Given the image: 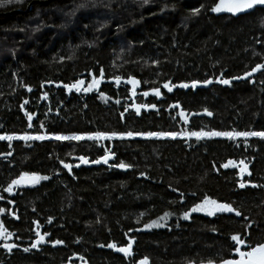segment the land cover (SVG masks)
Returning a JSON list of instances; mask_svg holds the SVG:
<instances>
[{"label":"trees","instance_id":"16d2710c","mask_svg":"<svg viewBox=\"0 0 264 264\" xmlns=\"http://www.w3.org/2000/svg\"><path fill=\"white\" fill-rule=\"evenodd\" d=\"M216 3L219 0L0 2V135L264 130V70L230 85L215 82L264 63V8L233 16L211 12ZM195 9L199 14L193 15ZM100 68L106 76L99 89L77 93L63 88L77 79L87 87L89 72L98 75ZM116 75L122 77L119 87L112 79ZM129 75L141 81L135 96L124 82ZM205 79L213 83L177 87L171 93L162 87L167 81ZM153 87L161 88L162 98L151 94ZM177 103L179 108L171 107ZM133 104L156 108H141L137 115ZM204 109L213 115H205ZM182 110L187 124L179 116ZM25 111L33 114L31 128ZM104 147L116 153L109 164L122 161L132 167H75L77 157L96 159ZM229 159L237 164L245 160L251 175L240 176L238 167H221ZM61 161L74 166L72 174ZM25 171L49 179L14 187L11 194L3 191ZM241 181L246 182L243 189ZM247 182L264 185V140L258 137L246 143L243 138L142 136L98 143L0 141V208L5 209L0 223L13 233L10 242L20 245L11 253L0 247V264H132L144 257L149 264H218L221 258L238 259L231 234H244L253 246L264 243V187ZM204 195L239 207L254 222L248 233L246 222L234 213L199 212L183 219V212ZM166 212V221L160 220ZM152 221L165 226L129 231ZM37 228L50 233L46 241L64 243L46 242L24 252ZM133 236L130 258L106 246L126 245Z\"/></svg>","mask_w":264,"mask_h":264},{"label":"snow or ice","instance_id":"6c2138e0","mask_svg":"<svg viewBox=\"0 0 264 264\" xmlns=\"http://www.w3.org/2000/svg\"><path fill=\"white\" fill-rule=\"evenodd\" d=\"M0 2L4 3H10L11 0H0ZM145 3L148 2V0H144ZM260 6L264 8V0H219V3H216L214 7L210 8V11L213 13H231L233 16H236L238 13H247L249 10H256L257 7ZM200 9L193 10V15L199 14ZM71 59V57H69ZM261 70H264V63H258L254 67H252L249 71L244 72L243 75H237L232 76L230 79H224V78H217L216 83L223 84V85H230L232 80H242L246 79L248 77H251L254 73L260 72ZM89 75L92 77L91 81L87 84V87H82L85 84V81L83 79H77L73 83H64L63 88L66 89L68 92L75 91L77 93L84 91V92H91L94 89H99L102 82L105 81V70L103 68H100L98 70V75H93L91 72H89ZM112 79L115 82V85L119 87L122 82V77L119 75H116L112 77ZM127 85L131 86L130 94L132 96H135L136 89L140 86L141 81L136 79L135 77L129 75L126 80L124 81ZM251 82V81H250ZM48 83H52V81H48ZM213 81L211 79H205L203 81L199 80H193L191 83L187 82H181L179 84H175L171 81L164 82L162 87L167 90L168 93L173 92L174 88H182V89H188L192 88L195 89L197 85L203 84V85H209L212 84ZM28 91H32V89L29 87ZM151 94L156 97L157 99L162 98V92L160 87H153L151 89ZM100 95L107 99L105 97V94L101 91ZM143 96L147 97L149 95L148 91H144L142 93ZM48 96L47 93H44V98L46 99ZM28 101L25 100L24 104H27ZM119 103V101H117ZM23 109V105L21 106ZM133 108H135L136 114H140L141 108H156L155 104H133ZM172 108H179V103L175 105H171ZM125 111H127V108H125ZM199 113H196L198 115ZM204 114L207 116H212L213 113L210 112L207 109H204ZM25 116L27 117V120L29 121L28 127H33L31 121L33 119V114H30L28 111H25ZM123 117V113L121 114ZM180 118L183 120L185 124H187L188 118L185 115V112L182 110L179 113ZM134 136H142L144 138H171L175 140L178 136L181 138L191 139L195 138L197 141L205 139V138H226L229 141H237L240 138H243L245 143L249 138L252 137H258L261 140H264V130L262 131H255V130H244V131H237L235 129L232 130H222V131H191V132H182L178 133L176 131H149V132H108V131H86L83 133H73L71 135H61L57 133H47V134H36V135H30V134H24V135H15V134H3L0 135V140H23V141H30V140H55V141H93V142H100V141H112V140H123L126 138H132ZM238 146V145H237ZM7 155H11V153H8ZM116 153L112 151L111 149L104 147L103 148V154L100 155L96 159L89 160L86 156H79L77 159L79 160V163L75 165V167H80L81 164H106L110 168H120V169H128L132 167V165L124 163L122 161L117 163H111L109 164V161L115 160ZM61 164L63 165V168L68 170L69 174H72L73 165L69 163H65L64 161H61ZM216 166L213 165V168ZM221 167L228 169V168H237L239 169V175L243 176L244 174L251 175V172L249 171V165L245 162V160L241 159L239 163L237 164L233 160L229 159L227 163H224L221 165ZM141 175H144L141 173ZM48 176H41L35 172H21L18 176V178L13 179L4 189V192H8L11 194L13 192L14 187L19 188L24 185H35L38 184L42 180H48ZM251 184V187H264V185H257L252 184L251 182H247ZM240 188H245L246 182H239L238 185ZM173 191H176V189H173ZM192 195H195V193H192ZM181 197H183V193H181ZM0 199H3L2 196H0ZM8 203H12L11 200L8 201ZM5 209L0 208V213H4ZM199 212H205L208 216H214L217 213H234L236 217H242L243 221L246 222L245 224V233H248V229L252 227L253 221L250 220V218L246 215H243L239 207L234 206L233 203L230 202H219L216 199H213L209 197L208 195H204L199 203H194L193 206L186 209L183 212L182 218L185 220H188L192 213H199ZM170 215V213H165L164 216L160 217V220L166 221V218ZM50 222V221H49ZM139 222V221H138ZM35 223V222H34ZM165 225L162 223H159L158 221H152L151 223H145L143 226V229L136 228V229H129V231H142L145 229H150L152 227H164ZM35 231V239L32 241L30 248L24 247L22 250L24 252L30 251V249H38L39 245L44 244L46 242H50L55 245H61L64 243L63 240L56 239L51 241H46V237L50 236V233L45 231L43 234L38 230V228ZM215 231V229L213 230ZM127 235V233L125 234ZM244 234H231L230 239L232 242H234V253L236 258H221L218 261V264H264V243L257 244L253 246L250 241H246L243 238ZM13 233L9 232L5 225L3 223H0V247L5 249L7 252L11 253L13 249H17L20 247V245L10 242L12 241ZM16 239H20V237H16ZM135 241V237H131L127 240L126 245L118 246L117 243H107V247L110 249H114L116 252L123 253L125 258L132 257V249H133V243ZM122 243V242H121ZM100 247H105V245H100ZM243 248H247V250H242ZM81 260H83V257H80ZM132 264H149V258L144 257L140 259L139 261H132ZM203 264V262H202ZM207 264H217L216 261L209 260Z\"/></svg>","mask_w":264,"mask_h":264},{"label":"rangeland","instance_id":"374dc122","mask_svg":"<svg viewBox=\"0 0 264 264\" xmlns=\"http://www.w3.org/2000/svg\"><path fill=\"white\" fill-rule=\"evenodd\" d=\"M67 91V90H66ZM68 92V91H67ZM75 92V91H74ZM179 137V136H178ZM0 141H7V140H0ZM12 141H14V140H12ZM30 141H32V140H30ZM82 165H85V164H81L80 166H82ZM87 165H89V164H87ZM86 166V165H85ZM242 250H245V249H243L242 248ZM247 250V249H246Z\"/></svg>","mask_w":264,"mask_h":264},{"label":"water","instance_id":"95a60500","mask_svg":"<svg viewBox=\"0 0 264 264\" xmlns=\"http://www.w3.org/2000/svg\"><path fill=\"white\" fill-rule=\"evenodd\" d=\"M49 1H46L45 3H48ZM36 185V184H35ZM33 185H24V186H21V187H31ZM239 218V217H238Z\"/></svg>","mask_w":264,"mask_h":264}]
</instances>
